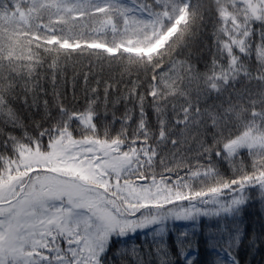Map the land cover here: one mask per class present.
Segmentation results:
<instances>
[{"label": "snow or ice", "instance_id": "snow-or-ice-1", "mask_svg": "<svg viewBox=\"0 0 264 264\" xmlns=\"http://www.w3.org/2000/svg\"><path fill=\"white\" fill-rule=\"evenodd\" d=\"M209 25L206 59L191 49ZM76 57L120 79L41 105L45 65ZM257 192L264 0H0V264H241ZM202 217L203 262L194 231L169 242Z\"/></svg>", "mask_w": 264, "mask_h": 264}, {"label": "trees", "instance_id": "trees-1", "mask_svg": "<svg viewBox=\"0 0 264 264\" xmlns=\"http://www.w3.org/2000/svg\"><path fill=\"white\" fill-rule=\"evenodd\" d=\"M196 2V0H193ZM202 35L193 42L192 51L194 55L202 56L206 59L211 57V25L206 30L202 29ZM187 51V50H186ZM195 63V60H194ZM200 67H203V60L200 61ZM55 75V79L53 76ZM87 75V85L85 83V76ZM114 76L113 84L120 79L119 70L115 67H110L107 63L101 65L95 58L89 60L86 57H76L68 62H61V67L55 70V74L48 70L47 65L41 72L40 85L41 88L46 90L47 96L40 93L41 105L44 99H48L50 102L54 101L56 94L65 98L70 103L79 102L83 103L84 90L86 87L99 88L101 98L104 95L105 81L109 76ZM127 78L125 77V80ZM98 82H100L98 84ZM125 84H120V88L124 89ZM115 93V89H113ZM75 97V98H74ZM31 103V98L29 99ZM35 109H33L34 111ZM120 111H123V105L120 106ZM27 115V110H24ZM119 115V113H118ZM119 125H117L118 127ZM186 147V146H185ZM183 175V173H181ZM240 224L244 236L242 243L237 250L238 258L241 264H264V203L261 202L259 193H253L251 198L242 206L240 213ZM170 224V228H171ZM175 229L170 232V244L175 243L176 235L179 232L187 230L189 234L193 231L194 236H191L193 240V247L191 250H195L197 255L196 259L203 262L207 259H214L211 255L210 245L208 243V235L210 231L215 230V220L207 217H202L200 222L196 225L191 223H177ZM253 236L261 237L257 239L255 245L250 244ZM149 239H151L149 237ZM143 241V234L137 237V243Z\"/></svg>", "mask_w": 264, "mask_h": 264}, {"label": "rangeland", "instance_id": "rangeland-1", "mask_svg": "<svg viewBox=\"0 0 264 264\" xmlns=\"http://www.w3.org/2000/svg\"><path fill=\"white\" fill-rule=\"evenodd\" d=\"M183 223H186V222H183ZM188 223V222H187Z\"/></svg>", "mask_w": 264, "mask_h": 264}]
</instances>
